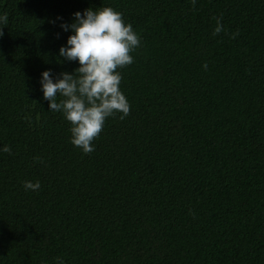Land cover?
Masks as SVG:
<instances>
[{
	"label": "trees",
	"instance_id": "16d2710c",
	"mask_svg": "<svg viewBox=\"0 0 264 264\" xmlns=\"http://www.w3.org/2000/svg\"><path fill=\"white\" fill-rule=\"evenodd\" d=\"M103 6L141 45L118 69L129 113L85 154L38 79L78 67L52 21ZM5 12L0 264H264V0H0Z\"/></svg>",
	"mask_w": 264,
	"mask_h": 264
},
{
	"label": "clouds",
	"instance_id": "9594fccd",
	"mask_svg": "<svg viewBox=\"0 0 264 264\" xmlns=\"http://www.w3.org/2000/svg\"><path fill=\"white\" fill-rule=\"evenodd\" d=\"M191 3L195 6L196 0ZM215 20L214 36L224 30L222 18ZM7 21V13L0 14V25ZM57 21L61 31L70 33L59 47L58 57L75 61L78 67L71 73L58 74L47 68L40 73L38 84L49 110L59 112L69 122L70 143L87 154L94 151L92 141L99 136L106 119L117 114L123 119L130 111L120 89L122 74L118 69L133 63L131 53L140 47L141 39L124 21L123 14L110 6L76 11L70 22L58 16L52 23ZM202 67L207 69V64ZM0 151L10 153L11 149L4 145ZM23 187L34 191L40 188V182L27 180ZM56 259L58 264H64L61 258Z\"/></svg>",
	"mask_w": 264,
	"mask_h": 264
}]
</instances>
